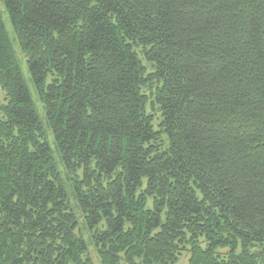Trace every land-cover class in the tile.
<instances>
[{"label": "trees", "instance_id": "obj_1", "mask_svg": "<svg viewBox=\"0 0 264 264\" xmlns=\"http://www.w3.org/2000/svg\"><path fill=\"white\" fill-rule=\"evenodd\" d=\"M3 3L100 263L264 264V0ZM1 92L0 264H93L0 16Z\"/></svg>", "mask_w": 264, "mask_h": 264}, {"label": "rangeland", "instance_id": "obj_2", "mask_svg": "<svg viewBox=\"0 0 264 264\" xmlns=\"http://www.w3.org/2000/svg\"><path fill=\"white\" fill-rule=\"evenodd\" d=\"M0 16L2 17L5 28L7 29L8 37L11 40L13 51H15L20 73H22L24 82L25 84H27V87L30 92V95L32 96L38 117L40 118L41 128L43 129V132H44V139L47 140L50 150L52 151V155H53L54 161L56 162L58 172L59 174H61L63 185L65 187L67 195L69 196L71 207H73L75 217L77 218L76 231L78 235L82 236L84 241H86L88 257L90 258L91 262L93 264H101L99 260L98 252H96L95 247L92 243V240H90V233H89V230L85 226L81 209L77 206L75 197L72 194V188L70 185V177L64 169V165H63V162L61 161L60 153L56 147V142L55 140H53L52 131L47 123V117L45 116L44 106L42 105V102L40 101L39 96L36 93L35 86L32 83L30 73H28L24 53L20 49L18 39H16L15 37V33L11 26V23H10L8 14H7L6 6L4 5L3 0H0ZM2 95L3 93L1 92L0 100H2L3 98ZM154 127L156 128L155 123H154ZM78 173H80V171H78ZM187 257H188V254L183 253L179 257V261L177 264H187V260H188Z\"/></svg>", "mask_w": 264, "mask_h": 264}]
</instances>
